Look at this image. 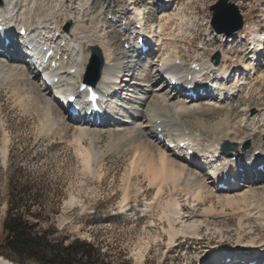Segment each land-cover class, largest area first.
Segmentation results:
<instances>
[{
    "label": "bare ground",
    "instance_id": "6f19581e",
    "mask_svg": "<svg viewBox=\"0 0 264 264\" xmlns=\"http://www.w3.org/2000/svg\"><path fill=\"white\" fill-rule=\"evenodd\" d=\"M132 2L0 0V18L8 20L7 27L14 38L23 25L30 30V35L40 41L48 39L53 42L59 35V43L63 45H52L61 52L62 69L65 71L60 76L68 77L66 83L63 81L60 86L53 84L44 89L33 79L38 72L27 64L23 55H14L17 52L15 47H9L0 52V92L10 91L26 110L36 112L44 131L57 128L71 132L76 152L88 174L101 176L98 168L101 170L105 165L109 153L125 155L127 163L119 209L127 214L134 209L133 200L151 193V200L145 203L146 209L141 210L151 215V221L143 227L147 240H143L144 243L133 252L138 261H143L150 253L153 242L160 241L161 231L167 233L169 243L176 245L181 234H199L210 213L214 215L220 208L227 213V209L231 208L239 219V238L234 250L209 246L202 264H264V236L254 226L256 223L264 228V91L254 83V76L259 82H264V72L259 70V55L246 52L251 42L245 47L247 40H257L261 45L263 30L257 25L247 24L242 31L228 36L217 33L216 39L221 44L216 49H222L223 54L215 66L203 67L206 71L202 84L215 82L220 85V90L213 92L203 88L207 91L205 96L198 95L196 99L188 100L182 95V91H187L186 87H182L183 90L172 87L170 79L165 80L162 75L158 63L161 60L172 68L175 64V69H179L178 77L183 75V71H187L184 74L186 77H196L190 70L193 61L197 66H204L214 63L216 58L208 56V45L201 43L202 48L195 50L192 59L186 60L179 51L177 40L187 38V31L183 27L172 26L180 20L181 14H167L168 8L177 5L178 1L156 0V5L161 3L158 7L166 15L154 22L155 30L152 32L159 37V42L151 47L149 57L141 60L136 54L139 48L137 42L132 44L134 49L125 48L126 43L133 42L131 32L125 27L131 28L134 22H138L133 21L136 9ZM15 8L17 12L13 15ZM65 22L70 23V28L63 29ZM247 30L248 34H245ZM15 45H18L17 40ZM96 48L103 59L98 84L109 86L112 79L120 78L121 90L115 92L114 97L128 99L124 108L107 114L99 126L67 116L65 110L53 102L52 93L71 89L73 83L82 81V70ZM185 48L189 49L187 45ZM7 54H10L9 59ZM158 55L163 56L162 59ZM261 64L263 68L264 62ZM72 70L75 73L69 75L67 72ZM224 71L230 73L227 80ZM240 73L242 76H238ZM237 76L238 79L233 80ZM252 83L255 88L249 87L245 93L244 86ZM251 108L256 110L254 114L249 113ZM161 127L163 131H159ZM105 128L112 131L111 139L103 147L100 144ZM159 134H163L164 143L158 140ZM178 135L192 137L193 154H185V150L179 148L181 138L170 148V139ZM226 142L231 144L230 158L240 159L230 161L229 167L220 168L224 170L223 175L233 177L235 183L229 179L227 182L223 176L216 182L215 174L208 171L214 170L221 162L216 158L217 147ZM3 154L6 157V147ZM250 162H253L251 167ZM218 182L228 184V188H218ZM191 202L194 206H204L203 218L187 214L185 207ZM79 203V197L72 195L69 205ZM139 206L136 203L135 207ZM220 252L223 255L216 257ZM0 264L13 263L0 257Z\"/></svg>",
    "mask_w": 264,
    "mask_h": 264
},
{
    "label": "rangeland",
    "instance_id": "374dc122",
    "mask_svg": "<svg viewBox=\"0 0 264 264\" xmlns=\"http://www.w3.org/2000/svg\"><path fill=\"white\" fill-rule=\"evenodd\" d=\"M149 1L151 3L148 22L153 25L154 22L160 21L164 13L156 5V0ZM177 1V5H170L167 14L180 12L179 25L175 22L172 26L183 27L185 32L187 31V38L177 40L181 54L185 55L186 60L192 59L195 50L202 48L201 43H206V54L212 58L219 55L221 60L223 52L222 49H216L221 44L216 39V34H230L225 30L217 31L212 25L215 18L213 6L219 0ZM229 1L237 4L244 24L257 25L261 30L264 28V0ZM220 23L225 25L227 20L221 19ZM70 26L68 22L62 25L63 29ZM245 34H248V30ZM183 43L189 49L185 48ZM225 43L224 40L223 44ZM94 53L95 50L91 52L88 64L91 63ZM259 70L264 72L261 64ZM33 79L36 81V78ZM256 79L254 76V83L264 91V82ZM254 83L244 86V92L247 93L249 87L255 88ZM255 111L251 108L249 113L254 114ZM0 119V236L7 217L11 187L30 184V192L39 196L33 208L35 213L40 214L41 224L53 223L59 231L57 235L67 236L69 240L81 238L92 242L113 264H202L209 246L234 250L239 238V219L231 208L227 209V213L222 212L220 208L214 215L210 213L205 217V224L200 227L199 234H181L176 245L169 243L167 233L161 231L160 241L153 242L150 253L143 261H138L133 252L147 240L143 227L151 221V215L144 214L141 210L146 209L145 203L151 200V193L132 201L133 212L126 214L119 209L124 185L123 173L127 163L125 155L109 153L105 165L101 170L98 168L103 176L88 174L84 171L76 152L71 132L65 130L66 133L57 128L44 131L39 115L33 110H26L10 91L0 92ZM102 131L103 140L100 145L106 147L111 139L112 129L105 128ZM5 147L6 157L3 154ZM72 195L79 197L78 205H69ZM136 203L140 208L135 207ZM203 209V205L194 206L192 202L185 207L187 214L199 215L201 218L204 216ZM254 226L264 236V228H260L256 223ZM4 253L6 251L0 250V257L15 264L11 259L4 257ZM219 255H223L222 252L216 257Z\"/></svg>",
    "mask_w": 264,
    "mask_h": 264
},
{
    "label": "trees",
    "instance_id": "16d2710c",
    "mask_svg": "<svg viewBox=\"0 0 264 264\" xmlns=\"http://www.w3.org/2000/svg\"><path fill=\"white\" fill-rule=\"evenodd\" d=\"M30 184L11 187L0 250L15 264H113L92 242L58 236L53 223L41 224ZM35 218V220L33 219Z\"/></svg>",
    "mask_w": 264,
    "mask_h": 264
},
{
    "label": "water",
    "instance_id": "95a60500",
    "mask_svg": "<svg viewBox=\"0 0 264 264\" xmlns=\"http://www.w3.org/2000/svg\"><path fill=\"white\" fill-rule=\"evenodd\" d=\"M213 9H215V18L212 25L217 31L225 30L231 34L243 28L244 20L242 14L240 13L237 4L234 2H230L229 0H219V2L215 3ZM221 19H226L227 23L225 25L221 24ZM217 58L219 59V56H217ZM102 65L103 59L101 57L100 51L96 48L95 55L92 58V64L90 66L91 71L96 70V79L100 75ZM94 81L95 80L91 77V75L86 77V82L92 84ZM230 145L231 144L229 142H226L225 147Z\"/></svg>",
    "mask_w": 264,
    "mask_h": 264
}]
</instances>
